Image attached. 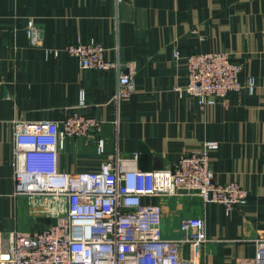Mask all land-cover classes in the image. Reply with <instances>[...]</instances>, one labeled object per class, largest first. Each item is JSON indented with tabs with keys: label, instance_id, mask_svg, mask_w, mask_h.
I'll return each mask as SVG.
<instances>
[{
	"label": "crops",
	"instance_id": "obj_1",
	"mask_svg": "<svg viewBox=\"0 0 264 264\" xmlns=\"http://www.w3.org/2000/svg\"><path fill=\"white\" fill-rule=\"evenodd\" d=\"M30 21L39 46L29 44ZM77 42L100 45L107 60L133 65L128 100L113 99L114 71L82 68L65 53L46 54ZM212 52L226 53L241 67L239 82L253 78L255 87L201 109L178 89L186 84L187 56ZM0 78L1 238L52 222L32 216L27 198L15 195L13 122H61L79 111L100 123L105 154L126 159L137 153L142 171L170 169L204 142H217L210 154L214 180L245 188L244 204L226 211L186 194L144 202L161 207L165 237L178 234L185 218L203 219L202 264L254 256V239L264 233V0H0ZM95 140L94 134L67 140L59 170H97L105 156L96 154Z\"/></svg>",
	"mask_w": 264,
	"mask_h": 264
},
{
	"label": "built area",
	"instance_id": "obj_2",
	"mask_svg": "<svg viewBox=\"0 0 264 264\" xmlns=\"http://www.w3.org/2000/svg\"><path fill=\"white\" fill-rule=\"evenodd\" d=\"M26 32L31 46L41 44L32 21ZM60 53L76 58L82 68L114 71L117 103L134 93L133 65L107 60L102 46L77 42L46 52ZM173 56L177 58L178 53L174 51ZM240 71L224 52L190 54L186 84L178 92L193 98L201 109L225 104L231 92L254 91L253 78L246 84L239 82ZM12 128L15 195L27 198L32 216L52 222L32 233L15 232L7 240L0 237V264H202L208 242L203 219L185 218L178 234L165 237L161 207L144 199L186 194L230 211L248 196L238 183L215 182L210 167V154L218 149L214 141L180 156L170 169L142 171L137 167V153L126 159L105 154V142L98 136L100 123L79 111L61 122L15 121ZM91 134L96 137V154L105 156L99 168L61 172L58 155L66 141ZM254 247L252 258L220 264H264V233L254 239Z\"/></svg>",
	"mask_w": 264,
	"mask_h": 264
}]
</instances>
